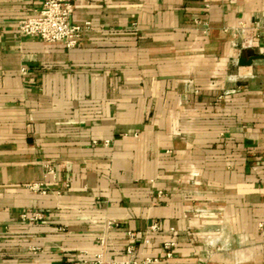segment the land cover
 Masks as SVG:
<instances>
[{"label":"crops","instance_id":"crops-1","mask_svg":"<svg viewBox=\"0 0 264 264\" xmlns=\"http://www.w3.org/2000/svg\"><path fill=\"white\" fill-rule=\"evenodd\" d=\"M43 7L0 0V264H264V0H78L72 50Z\"/></svg>","mask_w":264,"mask_h":264},{"label":"built area","instance_id":"built-area-1","mask_svg":"<svg viewBox=\"0 0 264 264\" xmlns=\"http://www.w3.org/2000/svg\"><path fill=\"white\" fill-rule=\"evenodd\" d=\"M78 0H44V7L42 11L33 17H29L20 22V32L26 37H37L44 43L62 44L67 49L72 50L79 46L83 35L91 29V24L84 25L74 24L72 22L76 11V4ZM23 73H27L24 69ZM34 190H41V185L32 186ZM27 217L26 215L24 216ZM45 214L36 213L31 217L33 221H40L44 219ZM160 227L154 224L150 228V232H159ZM133 241L136 240L134 235H131ZM149 243V240H145ZM174 242H167L163 245V251L168 258L172 257V250L175 248ZM127 260L106 261L102 256L88 264H158L161 259L159 257H147L144 259H137L136 246L131 245L127 249Z\"/></svg>","mask_w":264,"mask_h":264},{"label":"water","instance_id":"water-1","mask_svg":"<svg viewBox=\"0 0 264 264\" xmlns=\"http://www.w3.org/2000/svg\"><path fill=\"white\" fill-rule=\"evenodd\" d=\"M261 58L262 56L251 54V55H248L247 57H242L239 60V65L243 67L251 66L254 63V61L261 59Z\"/></svg>","mask_w":264,"mask_h":264}]
</instances>
